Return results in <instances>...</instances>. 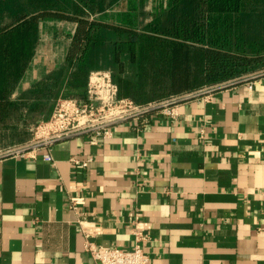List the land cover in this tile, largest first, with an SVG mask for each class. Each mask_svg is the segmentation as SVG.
<instances>
[{"label": "crops", "instance_id": "0c3cea01", "mask_svg": "<svg viewBox=\"0 0 264 264\" xmlns=\"http://www.w3.org/2000/svg\"><path fill=\"white\" fill-rule=\"evenodd\" d=\"M31 64L14 98L55 66L22 85ZM215 86L175 119L151 111L97 145L57 142L54 163L0 158V264H90L86 241L130 250L136 230L150 264H264V70ZM71 195L86 198L80 217Z\"/></svg>", "mask_w": 264, "mask_h": 264}, {"label": "trees", "instance_id": "16d2710c", "mask_svg": "<svg viewBox=\"0 0 264 264\" xmlns=\"http://www.w3.org/2000/svg\"><path fill=\"white\" fill-rule=\"evenodd\" d=\"M122 1L0 0V147L8 129L25 140L58 99H85L92 71H111L118 97L144 105L264 70V0H168L147 22L136 0L100 18ZM44 20L73 30L50 72L14 98Z\"/></svg>", "mask_w": 264, "mask_h": 264}, {"label": "built area", "instance_id": "2783aa9c", "mask_svg": "<svg viewBox=\"0 0 264 264\" xmlns=\"http://www.w3.org/2000/svg\"><path fill=\"white\" fill-rule=\"evenodd\" d=\"M215 89V85L206 86L162 101L138 105L130 99L118 97V86L113 81L111 71H92L85 99H59L50 119L37 123L32 128L31 138L25 143L0 149V158L41 156L45 162L54 163L51 149L57 142L82 136L91 145H97L99 139L111 136L113 127L120 123L129 119H143L142 122L146 123L145 117L151 111L175 119L179 115L177 107L181 102L211 93ZM70 161L78 168H87L93 159L80 160L73 157ZM85 204L84 196H70V209L79 217ZM135 233L137 243L130 250L99 246L86 241V251L92 258L90 264H150L151 258L142 246L145 237L138 230Z\"/></svg>", "mask_w": 264, "mask_h": 264}, {"label": "rangeland", "instance_id": "374dc122", "mask_svg": "<svg viewBox=\"0 0 264 264\" xmlns=\"http://www.w3.org/2000/svg\"><path fill=\"white\" fill-rule=\"evenodd\" d=\"M133 1L135 2L136 0H133ZM134 2H129L128 5L125 6V7L128 6L129 7L128 9H124L122 6L115 7V9L107 12V14H105L103 17H100V18L106 19L107 21H111L113 19V16L115 18V14H117L122 9L128 10V11L130 10L131 12H133ZM167 2L168 0H156L157 5L159 3L160 5L161 4L166 5ZM153 12H155V9L145 10V15H144L145 19H142V18L140 19L146 20V22L149 21L152 18ZM42 23H43V28H44L43 29L44 35L42 37L43 43L40 42V45L38 47V53H39L38 58H35V60L32 62L28 76L26 77L22 85L24 84L27 85L28 83L33 81L39 75V71L41 69L45 72L48 69V66H49L48 64L49 63L51 64V61H54V64H55L57 62L56 60L60 59L62 52H64L63 49L65 48L64 46L66 45L67 39L69 37L68 35L73 30L72 25L66 24V23H63L57 20H44L42 21ZM44 76L42 77V79L44 78ZM34 126L35 125L30 126V128H28L29 131L24 130V132H27V133H25L24 138L26 139L23 141H20V137L13 136L14 130L8 129L6 132H4L6 137L3 140L0 149H5V148H8L14 145H20L28 141L32 136V128ZM20 131H22V129Z\"/></svg>", "mask_w": 264, "mask_h": 264}]
</instances>
